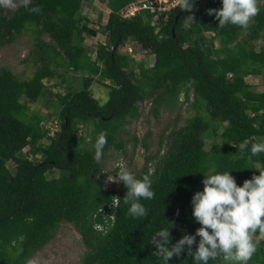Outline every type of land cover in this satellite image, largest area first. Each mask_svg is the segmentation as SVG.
I'll return each instance as SVG.
<instances>
[{
  "label": "trees",
  "instance_id": "trees-1",
  "mask_svg": "<svg viewBox=\"0 0 264 264\" xmlns=\"http://www.w3.org/2000/svg\"><path fill=\"white\" fill-rule=\"evenodd\" d=\"M20 1L9 15L0 5V47L30 32L36 70L21 77L0 68V264H28L63 222L81 235L80 264H160L151 237L169 227L172 247L195 233L200 225L190 201L203 189V174L230 171L239 186L264 170V153L252 156L238 148L264 142V91L247 81L264 72V44L256 47L264 33V2L257 0L258 14L241 28L220 27L208 14L222 6L221 0H193L191 10L178 5L156 21L147 10L130 19L119 15L135 0H105L106 41L94 50L87 39L99 30L83 13L90 0H31L27 8ZM129 42L134 50L152 54L154 63L137 61L133 49L124 53ZM63 68L79 74V85L56 93L52 106L46 79L66 81ZM94 83L107 88L106 102L95 96ZM46 95V107L56 110L47 116L32 108ZM145 101L156 115L164 105L177 108L191 101L193 113L180 125L176 116V126L161 141L165 154L152 171L148 164L156 157H148L136 175L150 176L154 197L141 200L146 215L133 218L123 183L106 187L107 176L118 169L105 170V161L111 149L126 152L121 133L141 115ZM55 116L57 129L51 132L46 122ZM101 134L107 143L97 161L94 144ZM253 240L259 244L248 264H264V236L254 234ZM169 264L192 262L182 251ZM217 264L224 261L217 257Z\"/></svg>",
  "mask_w": 264,
  "mask_h": 264
},
{
  "label": "clouds",
  "instance_id": "clouds-1",
  "mask_svg": "<svg viewBox=\"0 0 264 264\" xmlns=\"http://www.w3.org/2000/svg\"><path fill=\"white\" fill-rule=\"evenodd\" d=\"M30 2L25 0L26 8ZM179 3L180 9L191 10L193 7V0H179ZM11 4L12 0H0V5ZM221 5L219 9L207 10L209 15L214 14L220 27L231 24L243 28L260 10L257 0H221ZM30 10L39 12L37 7ZM188 17L192 21V16ZM106 143L105 135L97 137L94 144L97 161L101 160ZM238 148L242 153L248 151L257 156L264 153V142L252 143L250 147L247 143H240ZM117 169L115 177L127 188L123 200L129 205L128 214L133 218L144 217L146 208L141 200L154 197L150 176L145 174L137 178L122 162L117 164ZM201 183L203 189L194 192L190 201L191 215L200 226L194 234L183 235L172 247H169V227L160 228L150 240L156 247L154 255L160 264H169L170 259L174 255L179 257L182 251H187L192 264H217V257L224 264H248L259 244L253 240V235L264 236V170H259L258 175L253 174L239 186L230 171L203 174ZM117 203L118 195L114 207ZM113 217L115 219V212Z\"/></svg>",
  "mask_w": 264,
  "mask_h": 264
},
{
  "label": "rangeland",
  "instance_id": "rangeland-1",
  "mask_svg": "<svg viewBox=\"0 0 264 264\" xmlns=\"http://www.w3.org/2000/svg\"><path fill=\"white\" fill-rule=\"evenodd\" d=\"M264 0H261V3ZM21 4L20 0H12L11 6L3 5V11L9 15L15 11ZM109 8L105 0H90L83 4V13L91 19V26L99 30V34L89 37L87 43L94 48L101 43H105L106 37L103 33L102 26L108 20ZM156 18V17H155ZM49 40L48 35H44ZM264 44V33L261 39L256 43L257 50ZM34 47L33 35L26 32L15 43L0 47V68L8 67L21 77L32 76L36 70L34 58L31 51ZM133 44L129 42L122 47L124 53L131 52ZM134 50V49H133ZM137 61H144L147 65L154 63L155 57L147 51L139 49L132 52ZM95 57V52L92 54ZM67 78L66 81L60 76L52 79H46V85L52 94L48 97L52 98V106L56 100V93H66L68 88L79 85V74L67 71L64 68L59 69ZM247 81L256 91H264V72L262 74L250 75ZM95 96L102 102H106L108 98L107 88L98 83L92 85ZM182 96V95H181ZM183 98V97H182ZM47 95L38 102L32 104V108L43 115H50L54 111L51 107L48 109L45 105ZM192 100V96H191ZM182 101V100H181ZM190 102H182L179 107L174 108L172 105H164L156 115L152 110L151 101L140 103L141 115L132 119L123 128L121 138L125 141V153L117 152L111 149L105 161V170L115 169L119 162L128 167L135 175L141 174L145 170L148 157H156L148 164L150 171L153 170L157 160L163 156L167 147L161 144V141L169 134V131L176 126V116L179 115L177 125L189 117L193 111L190 108ZM56 111V110H55ZM54 111V113H56ZM56 116L49 118L46 125L51 132L57 129ZM165 141V140H164ZM28 147L26 148V150ZM117 173L107 176L105 180L106 187L118 188L120 181L115 177ZM54 176H59L56 172ZM85 250L80 233L75 229L73 224L63 222L57 230L55 236L28 262V264H80L81 255Z\"/></svg>",
  "mask_w": 264,
  "mask_h": 264
},
{
  "label": "built area",
  "instance_id": "built-area-1",
  "mask_svg": "<svg viewBox=\"0 0 264 264\" xmlns=\"http://www.w3.org/2000/svg\"><path fill=\"white\" fill-rule=\"evenodd\" d=\"M178 5L179 0H135L124 6L119 15L124 19H130L147 10L153 14V20L156 21L163 12L170 11Z\"/></svg>",
  "mask_w": 264,
  "mask_h": 264
}]
</instances>
